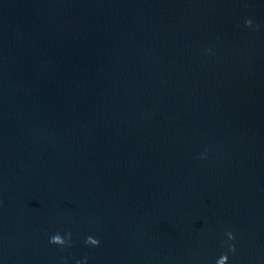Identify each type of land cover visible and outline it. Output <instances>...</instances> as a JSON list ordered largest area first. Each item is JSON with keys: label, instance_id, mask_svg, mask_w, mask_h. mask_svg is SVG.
Instances as JSON below:
<instances>
[{"label": "water", "instance_id": "1", "mask_svg": "<svg viewBox=\"0 0 264 264\" xmlns=\"http://www.w3.org/2000/svg\"><path fill=\"white\" fill-rule=\"evenodd\" d=\"M221 256L264 264V0H0V264Z\"/></svg>", "mask_w": 264, "mask_h": 264}, {"label": "clouds", "instance_id": "2", "mask_svg": "<svg viewBox=\"0 0 264 264\" xmlns=\"http://www.w3.org/2000/svg\"><path fill=\"white\" fill-rule=\"evenodd\" d=\"M246 24L248 25H251V21H246ZM228 238L229 240H231L233 237H232V234L231 233H228ZM50 242H59L61 243L62 245L65 243V240L62 239L60 237V235H54L50 238ZM227 256H221L217 261H216V264H225V260H226Z\"/></svg>", "mask_w": 264, "mask_h": 264}]
</instances>
